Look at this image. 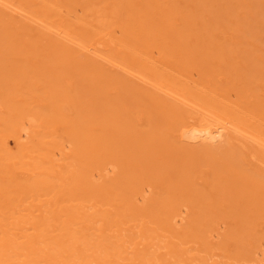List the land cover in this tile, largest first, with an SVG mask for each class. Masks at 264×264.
Returning <instances> with one entry per match:
<instances>
[{"label": "bare ground", "instance_id": "bare-ground-1", "mask_svg": "<svg viewBox=\"0 0 264 264\" xmlns=\"http://www.w3.org/2000/svg\"><path fill=\"white\" fill-rule=\"evenodd\" d=\"M61 1L17 0V5L22 4L26 12H34L45 23L72 32L92 46L108 48V53L114 58L128 63L154 82L158 91L170 94V100L160 99L155 93L141 92L138 95L123 83H118L120 80L117 77L115 79L99 68L94 58H91L93 61H77L78 54H73L61 42L56 45L52 43L47 51H43L36 42L31 45L27 39L32 34L31 27L29 29V25H20V22L15 23L14 19L0 14V105L3 108L0 113V264H190L193 260L187 262L189 258L181 248L182 241L194 239V243L198 240L202 247H207V236H204L197 221L185 228V232L177 234L175 230L176 236L172 227L178 215L175 213L180 209L178 205L184 203L182 195H177L192 186L190 180L193 181L194 172H199L197 167H189L190 156L193 158L192 155L206 151L204 158L197 156L193 160L199 163L207 160L209 172L214 176V179L207 181L208 175H195L194 181L200 179L201 185L204 183L203 190L198 191L195 200H207L208 193L211 197V193L217 192H225L224 199L229 197V193H226L229 191L231 201L238 204V207H230L229 211L236 212L234 209H237L238 212L240 208L241 215L249 209L251 212H264V102L256 97L252 103H247L242 86L222 90L214 84L212 80L222 68L224 58L232 55L225 53L222 42H216L220 36L214 34L216 30L212 33L211 26L201 27L203 32H199L200 35L195 30L182 35V38L177 37L172 29L174 20L187 17L188 9L185 7L189 11L194 8L187 5L185 0H180L178 5L183 3L185 9L171 7L168 18L157 22L159 25L154 23L155 19L150 20L155 12L162 11L158 5L154 6L157 0H145L142 7L135 0H111L114 3L112 7L116 5L119 9L115 11L122 10L124 16L121 17L119 12L117 16L114 12L121 21L118 28L122 37L113 36V32L109 31L112 28L107 30L112 24L99 19L106 14V8L95 10L94 6V13L89 11L95 15V18L92 16L94 21H91V18H86L89 17L88 11L86 13L88 8L84 5L85 9L83 7L81 10L87 16L69 22L61 16L60 9L64 4L71 11L73 0ZM89 2L91 9L95 2ZM207 2L213 0H201L196 4L205 5ZM222 8L229 11L227 4H222ZM184 21L187 22L186 19ZM152 24L156 29L151 28ZM185 27L188 28L187 25ZM161 28L162 33L159 32ZM164 34L167 36L163 37ZM40 37L34 35L29 38ZM204 39L207 41L205 44L213 45L210 47L212 50L201 46ZM23 40L30 45L24 42L25 46ZM187 40L194 43L193 47L199 48L200 52L206 50L207 58L199 57L198 50L182 46V41ZM161 44L170 48L160 47ZM27 46L30 47L31 57L22 54ZM155 51L159 53L157 59L152 55ZM190 58L196 61L193 63L195 67H201L204 82H194L190 78ZM29 59H34V63L28 65L27 62V66L23 67ZM57 67L65 72L59 73ZM51 69H54L53 72L56 70L55 76L49 74ZM71 77L73 81L75 79L74 95L70 94L72 85L66 89L63 82ZM221 79L218 77V80ZM223 81L219 82L222 84ZM83 90L93 95L98 101L96 105L103 102V106L97 109L85 106L83 110ZM228 92H234L237 100L230 101ZM103 95H107V102V97L105 99ZM61 98H64L63 102ZM138 99H142L146 105H137ZM185 100L213 115V121L210 116L194 117L184 107ZM125 102H129L128 108L139 110L131 113V110L126 112L125 109L126 115L122 106ZM61 103L67 104L68 109L63 110ZM77 103L82 106L81 109L77 108ZM134 113L143 121V127L148 128L143 137L137 131L135 122L128 117ZM26 123L39 131L33 130L30 143L21 145L18 141L23 137L22 128ZM54 126L60 127V133H56ZM180 138L198 140L210 146L224 141L226 146L220 151L225 155H221V159L217 155L221 152L213 151L210 147L186 154L180 141H177ZM247 141L249 148L244 145ZM66 144L69 146L68 153L64 152ZM164 147L166 158L161 160L155 152ZM149 155L151 157H147ZM55 156L59 158L56 160ZM109 169L117 173L114 180L109 178L111 181L107 175L108 181L104 177ZM95 175L104 177L105 181L99 178L102 183L96 184L93 181ZM147 191L152 199L140 208L136 205L137 198ZM212 199L206 201L204 206L195 207L196 211L199 208V212H196L199 213L198 222L201 217L204 223L209 224L214 212L212 205L221 206V202ZM190 202L188 199L187 204ZM250 218L247 219L248 223L254 224L255 216L252 214ZM123 230L124 233L135 232L124 235L120 233ZM164 232H168V236L172 233L174 237L165 238L164 245L157 246L160 243H154L162 238ZM235 235L233 233L231 236L233 242L237 240H233V237H237ZM240 241L239 245L242 246L244 240ZM161 248L163 251H159ZM230 250L231 256H239V250ZM78 260L82 262L78 263Z\"/></svg>", "mask_w": 264, "mask_h": 264}, {"label": "rangeland", "instance_id": "rangeland-1", "mask_svg": "<svg viewBox=\"0 0 264 264\" xmlns=\"http://www.w3.org/2000/svg\"><path fill=\"white\" fill-rule=\"evenodd\" d=\"M89 1H88L89 3L95 2L93 5H91V7H92L91 9H90V5L88 6V2H85V0H73V6H72L71 11H69L70 8H68L66 5L62 4L63 7L60 9L61 16H63L69 22H75V20L77 18L88 15L89 17H86V18H88V20L92 19L91 21H94V19L92 18V16L95 18V15H93L94 12L92 11V9H94V6H95V10H97V9L101 10V9L106 8L107 10H105V13H106L105 15H107V16L103 15L105 18H103V16H101V17H99V19H102V20L105 19V21H107L108 24H110V25L112 24L116 27V28H114V26L112 27V25H111V27L109 26L107 28V30H109L110 28H112V29L114 28L116 30V31L112 30V29L109 30V31L113 32V36L122 37L121 31L118 28L120 26L119 23L121 21L117 17L118 14L121 15V17L123 16L122 10L120 12L117 11V12H119L117 14V12L115 10L116 9L119 10V9L116 8V5L112 7V5L114 3H111L110 2L111 0H89ZM98 1H100L102 3L99 2V4H96V2H98ZM135 1L138 3V6H140V7H142L141 4H143V2H145V0H135ZM185 1H186L187 5H189V6L193 5L194 8H193V10L189 11V8L185 7L186 9H188V11L185 14L187 16V17H185V19L187 20L186 23L184 21L185 19H182V18L178 17L177 14H175L178 18L176 20H174L172 29H174L176 31L175 33H176L177 37L182 38V35L190 34L191 32H195V30L198 31V32H196L197 35H200V33L203 32L201 27L205 26L208 28L209 26H211L212 33H214L216 30V32L214 34L220 36V39L218 41L216 40V42H219V43L222 42L221 45L224 44L223 47L225 46L224 47L225 49L223 48L225 53H228L229 56L232 55V56H230V58H227V56L224 58V62L221 64L222 68H220L218 70L219 72L216 74V77L214 76V79L212 80L214 82V84L217 86H220L221 87L220 89H222V90H227L228 87L231 88L232 86H234L233 88H241V86H242L243 89L245 88L244 90L242 89L244 92V93L243 92L242 93L248 99L247 103H249V101L252 103V101H254V99L256 97L259 100H262V102H264V0H213V2H211V3L207 2V4L205 3V5L196 4L198 1L201 3V0H185ZM156 2L157 3H155L154 6L158 5L162 9V11L161 12L158 11L157 13L154 11L155 12V14L153 15L154 17L151 16L150 20L154 21V19H155L156 22L154 21V23L158 24V25L163 19L168 18V12L170 11L171 7H175L177 10H181L182 8L185 9L184 7H182V5H183L182 2H181L182 5L178 6L180 0H157ZM18 3L19 2H17V0L16 1L15 0H0V14L4 15V16L6 15L7 17L14 19L16 22L14 20H12V21H14L15 23L20 22V25L21 24L29 25V27L28 26H26V27H28L29 29L31 27L32 34L31 35L28 34V36L29 35L31 37H33L34 35H40L41 36L40 39H38V38L30 39L29 38L30 36H29L27 39L30 40V41L29 40L28 41L31 45H32V43L36 42V44L40 45V47L43 51H47V50H49V48H51L49 45L52 46V43L54 45H56L55 43L60 44V42H61V44L65 45L64 47L67 48L68 50L72 51L73 54L74 53L78 54V57H77V55H74L77 57V61H82L85 59L94 58V62H96L98 64L99 68H101L105 72H108V74L114 76L115 79L117 77V79L120 80V82L116 80L118 83H123L124 85L127 86V88L129 87L132 91H134V92L136 91L138 95H140L141 92L155 93V94H157V96L160 99L170 100V98H169L170 94L168 95V94L163 93L165 91H158V89H157L158 86L154 82H152L149 79H147L146 77H144L138 70H136L132 66L128 65V63H126L120 59L114 58L112 55H110L108 53V52H110V51H108L109 50L108 48L101 47L102 49H100L96 46H92V44L90 45L88 42L84 41L83 39H81L80 37H78L76 34H74L72 32H66V31L61 30L57 27H53L51 24L45 23L34 12H33V14H32V12H29V11L26 12L27 9H25V7L23 8L22 4L17 5ZM60 3H63V2L61 1ZM79 3L82 4V6L79 5ZM222 4H227L229 11H227L226 8L221 9ZM84 5H85V7L87 6L86 8H88V9H86V13L88 11L87 15H84V10L83 11L81 10L84 7ZM187 5H184V6H187ZM76 6H77V8H76ZM85 7H84V9H85ZM111 7L114 10H112ZM23 9H25V10L23 11ZM89 11L93 12L92 15H91V13H89ZM114 12H116L117 16L114 15ZM107 13H110V15L115 16V17H112V16L108 15ZM139 15H141V14L139 13ZM139 15H136V16H139ZM155 16H157V17H155ZM106 17L108 19H106ZM121 17H120V19H122ZM96 19H98V18H96ZM109 21H112V22H109ZM214 21H216V22L214 23ZM157 22H159V23H157ZM216 23H217V25H216ZM153 24H152L151 28L154 27ZM170 24H172V22H170ZM16 25H19V24H16ZM185 25H187L188 28L185 27ZM24 27H25V25H24ZM217 27L219 29H216ZM29 29H28V31L31 32V30H29ZM36 31H38V32H36ZM161 31H162V28L159 32L162 33ZM61 32L65 33L67 35L64 36V34ZM166 36H167L166 34L163 35V37H166ZM191 37H193V35ZM199 38L200 37H198V39ZM25 39L26 38H24V40ZM24 40L22 43L23 44H25L24 42L27 43V40L26 41H24ZM21 41H22V39H21ZM204 42H207V41H205V39H204L203 44L201 46L205 45L207 48H209V50H212L210 47L211 46L213 47V45H210V43L205 44ZM29 43H27V45H30ZM25 46H26V44H25ZM182 46H184V47L188 46L194 51L199 49L197 47H193V46H195L194 43H192V42L190 43L188 40L182 41ZM160 47L170 48L169 45H164V44H161ZM226 47L228 48V50H226L227 49ZM102 50H104V51H102ZM231 50H232V52H231ZM200 51L201 50H198L197 55L198 56L200 55L199 57H201V58L202 57L207 58L208 54L206 56V53H205L206 50L202 51V52H200ZM156 52H158V51H155L154 53H156ZM154 53L152 55H153V57H155L154 59H157V57H159V53H156V54H154ZM203 53H205V54H203ZM22 54H24V56H26V57H29V55L31 57L32 55L30 53V47L27 46L24 49ZM181 54H183V53H181ZM83 56H84V58H82ZM98 56H99V58H98ZM26 57H24V58L27 60L28 58H26ZM210 58H212V57H210ZM193 59H191V58L189 59V61H192V67L188 66L190 68V71H191L190 72V78L194 82H201V81L204 82V78L201 79V74H200V68L201 67L199 65H198V67H195V65H193V63L195 64L196 61L194 62ZM29 60L25 62L24 66L23 65L22 66L23 67H25V65L27 66V62H28V65L31 64L32 62L34 63V59H32V61L31 60L29 61ZM91 60L93 61V59H91ZM223 64H225L226 66ZM60 67H62V66H60ZM254 68H256V69H254ZM54 69H56V68H54ZM54 69H51V71H49L50 72L49 74H51L52 76L53 75L55 76V74H56V70H55V72H53ZM58 69L59 70H57V71H59V73L65 72L64 69H61V71H60V68H58ZM222 70H224V71H222ZM67 71H69V70H67ZM225 74L227 76H225ZM217 75H219V76H217ZM231 75H233L234 77ZM68 77H70V76H68ZM218 77H219V79H221L222 77L223 78L221 80H218ZM224 77H226V79ZM66 79L67 78H65V80ZM70 79H71V81H73L72 77ZM70 79H67V81L64 80L63 82L66 85L64 83H63V85H65L66 89H67V87L69 88L72 85L70 94L74 95L75 92L72 94V92H73L72 89L75 87V82H74L75 79L73 82L69 81ZM223 79H224V81L221 84V82H219V81H222ZM235 79L238 80V82ZM247 82H249V84H246ZM210 83H208V84L210 85ZM128 91H129V89H128ZM78 92H80V91H78ZM81 94L85 95L84 96V102H81L82 106L84 107L83 110H85L86 107L90 108V106L92 107L90 109H95V108L97 109V107L100 108L101 105L104 104L102 102L100 105H96V102L98 103V101L95 98H93L92 94H91L92 95L91 96L89 92L87 93V90H85V91L83 90ZM86 95L87 96L89 95L90 98H89V96L86 97ZM103 96L106 99L107 95H103ZM108 96H110V95H108ZM62 99H64V98H61V102H63ZM93 99H94V101H93ZM228 99L229 100L231 99L230 101H236L237 99H236L235 93L234 92H228ZM108 100L109 99L107 97L106 102ZM40 102L38 104H41V103L43 104V102H41V103ZM65 102H67V101H64V103ZM130 102H132V100ZM184 102H185L184 107L190 113H192V115L194 117L210 116L211 120L213 121L214 116L210 115V113L203 111V109L201 107L197 106L195 103H193L191 101H186V100ZM77 104H76L77 108L81 109L82 106H80L79 103H77ZM136 104L137 105H146L142 101V99H138V101H136ZM61 105L63 107V110L68 109L67 104L61 103ZM38 106H40V105H38ZM122 106L124 107L123 113H125L126 110H127L126 112H129L131 110L130 111L131 113H132V111H134L136 109L139 110V108L133 109L131 107L133 110L131 108H128V106H130L129 102H127V103L125 102ZM0 109H1L0 113H2L3 108H1V105H0ZM39 109H41V108H39ZM128 117L130 118V121H132L133 123L135 122V124L137 125L136 126L137 131L140 132V136H142L144 134V132L148 129L147 127L146 128L143 127V121L140 118H137L136 113H134L132 115H128ZM152 121H154V119ZM56 126H54V127L57 130L54 127L53 128L55 129L56 133H60V132H58L60 130V127L59 126L56 127ZM23 128H22L23 133H21V135H23V137L19 138V135H20L19 134L17 136V141L20 139L21 142H20V140L18 142L21 145H22V143L23 144L25 143L24 145H27L31 141V140H29L30 139L29 137L34 132L33 130H35V132H37V131H39V129L36 127H32L31 125L29 127L28 123H26ZM231 130L232 129H230V131ZM25 136H27V137H25ZM177 141H180V144L182 146V150H185L186 154H187V152H197V151L201 152L202 148L210 147V148H212L211 150H213V151L221 152L220 154H217L219 157H221V155H225V152H222V150L220 151V149H224L226 146V143L224 141L214 143L211 146L206 144L205 142H200L198 140L192 141V140H188L186 138H180ZM244 143L243 144L249 148V146H248L249 141L244 142ZM65 147L66 148L64 149V152L68 153L69 152V146L66 144ZM165 151H166L165 147L160 148V149H157L155 154L157 156H159V158L162 160V159L166 158L165 157V155H166ZM205 153H206V151L203 154L201 153L202 155L199 153H197L198 155H192L193 158L190 156L188 162H190L189 163L190 168H194V167L196 168L197 167V169L199 170V172H194V173L201 174V177H205L206 175H208V176H206V179L208 181V180L214 179V176L211 172H209V169H208L209 163H207V160L206 161L204 160V162L202 161L200 163L193 160V159H195V157L197 158V156H199L200 159L204 158L205 156H203V155H205ZM147 157H151V155H149ZM55 158L57 160L59 157L55 156ZM216 158H218V157H216ZM223 158H224V156H223ZM221 159H222V157H221ZM218 160H219V158H218ZM198 170H196V171H198ZM114 172H116V171H114ZM193 174H191V175H193ZM196 174L193 175L194 176L193 181L190 180L192 182L191 183L192 186L186 187L185 189H183V191L179 195H177L179 197H181L180 195H182V201H184V203L178 205L180 209H177L178 207L176 208L177 211L175 214H178V215H177V217L174 218V220L176 219L175 222H177V223H175L173 220V225H172L173 234H174V236H176L175 235L176 233L179 234L180 231L185 232L186 231L185 228H187L191 224L193 225V223H195L197 221V223L200 225L199 228L203 232L204 236H207V239H206L207 247L205 245H203L206 248L202 247V245L200 243H198V242H200L198 240L196 243H194L195 242L194 239H191L192 243H191V241H189V242L182 241V243H181L182 247L181 248H183L186 251V256H187L186 258H189L187 260V262L193 260L190 262V264L192 262H194V264H206V263L207 264H231V263L232 264H264V212L257 211V210H253L251 212L249 209V210H245L244 214L241 215L242 214V213L240 214L241 211L239 212L240 208H238V212H237V209H234V211H236V212L229 211L230 207H232V206L238 207V204L231 201V198H230L231 193L229 191L226 192V193H229V197L224 198V199H223V197L225 195V192H217L216 194L211 193V197H210V193H208L207 194V200L206 199L195 200L194 197L196 196V194L198 193L199 190H203V184H204V183H202V185H201L202 181L200 179H197V181H194V180H196V178H195ZM221 174L222 173H220V176H221ZM106 175L108 177V180L111 181V180L115 179L114 176L117 175V173L114 174L109 169V172H105V174H104L105 180H107ZM104 177H101V176L98 177V175L96 177V175H95L93 178V181L96 182V184L102 183L101 182L102 179H99V178H103L102 181H105ZM187 177H189V176H187ZM182 193L183 194L185 193V194L183 195ZM208 197H210L209 198L210 200L213 198L212 200H214V201L216 200L218 202H221L220 203L221 206L216 205V207H215L212 205V208H214V212L212 214V220L209 222V224H208V222L204 223L203 219L201 217H200V222H198L199 221V216H198L199 213H196V212H199V208L198 209L196 208L197 211L194 210L196 206H199V207H201L202 205L204 206L206 201L209 200ZM151 199H152V196L150 193H148V191L143 192L142 194H140V196H138L136 205L140 208H143V207H145L147 202L150 201ZM188 199H189V202L191 201L189 205L187 204ZM230 212H231V214H230ZM252 214L255 216V220L257 223L256 222L254 224L248 223L247 219H249L250 216L252 217ZM218 216L220 218H218ZM221 216L222 217L224 216V218L222 219ZM181 218H182V220H179ZM179 221H181L182 223ZM214 224H217V225H214ZM97 225L99 226V223ZM97 225H95V226H97ZM197 225H196V227H197ZM251 225H253V226H251ZM132 226L133 225H130V227H132ZM209 226L212 228V230ZM212 226H214V227H212ZM248 226H249V228H248ZM207 227H209L210 230H209V228L207 229ZM206 229L209 230V231H207V235L205 234ZM174 231L176 233H174ZM133 232H135V231L132 230L129 233L128 232L124 233V230H123L120 233L127 235V234H133ZM166 233L169 234L168 232L162 233V235L164 234L162 236V238L157 240V242L155 241L154 244L160 243V244H158V245L156 244V245L162 247L165 243V238L167 239L169 237H171V238L174 237L172 233L170 234V236L166 235ZM208 233H210V235ZM233 233L237 235V237H233V240H234V238L237 239L234 242L231 241V239H232L231 236L233 235ZM228 234H230V235H228ZM239 236L241 237L242 240H244V244L242 243V246L244 245L243 247L239 245V244H241L240 242H242V241H240L241 239ZM185 239H188V238L185 237ZM173 241H176V240L173 239ZM183 245H184V247H183ZM210 245H212V246L210 247ZM155 248H156V246H155ZM230 249L239 250L238 251L240 253L239 256H237V258L231 256L232 252H230V251H232V250H230ZM160 250L163 251V248L159 249V251ZM205 251L207 253H205ZM228 251L230 252V254ZM191 252H193V253L191 254ZM210 254H212V255H210ZM228 254H229V256H227ZM241 254H244V256ZM229 257L232 259H229ZM241 257H243L242 260H240ZM201 260H202V263H201ZM77 262L81 263L82 260H78ZM118 262H120V260ZM154 262L155 261H153V263ZM121 263H124V262H121Z\"/></svg>", "mask_w": 264, "mask_h": 264}]
</instances>
